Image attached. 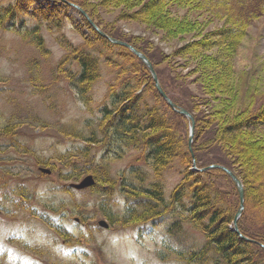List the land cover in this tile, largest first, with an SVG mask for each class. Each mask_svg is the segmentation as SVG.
<instances>
[{
  "label": "rangeland",
  "instance_id": "rangeland-1",
  "mask_svg": "<svg viewBox=\"0 0 264 264\" xmlns=\"http://www.w3.org/2000/svg\"><path fill=\"white\" fill-rule=\"evenodd\" d=\"M84 1L105 27L148 52L162 74L168 92L159 82L165 93L198 114L190 149V119L185 123L171 115L174 109L167 107L155 84L139 103L171 115L179 142L181 138L186 142L193 157L190 169L203 171L196 164L195 151L202 164L230 162L244 177L252 207L251 200H258L264 190L258 179L263 170L256 171L259 167L252 163L249 151L246 155L237 149L231 152L229 134L217 127L216 120L229 119L236 109L245 110L254 95L264 97V15L249 20L243 37L233 39L229 34L223 44V30L233 29L235 35L239 30L231 20L199 7L196 0H158L159 6L151 10L146 4L152 0ZM72 2L0 0V12L12 5L21 21L16 27L0 26V74L4 76L0 81V264H190L186 257L206 238L190 222L171 229L181 216L179 209L175 214L172 208L164 210L137 225L123 222L133 197H126L122 186L137 182L138 169L154 177L145 151L101 142L91 146L89 159L82 154L88 145L82 136L96 132L103 139L100 127L107 119L106 108L115 109L118 96L139 84L146 73L134 65L137 60L128 47L98 40L97 31ZM36 23L44 25L40 32L45 48L37 46L34 36L22 34ZM220 32L222 36L217 35ZM209 43L218 45L208 47ZM80 45L100 59L101 67V75L84 96L71 76L80 67L69 49ZM225 45H229L227 52ZM220 49L229 52V78L237 86L236 93L229 92L232 106L227 100L221 108L216 97L222 94L203 67L226 63L219 62ZM6 124L9 134L4 131ZM98 162L105 163L102 169H107L112 182H98L93 172ZM260 162L264 164V159ZM184 168L177 160L162 174L167 196L182 180ZM88 175L95 183L76 188ZM206 178L216 183L227 207L236 204L238 198L225 176L214 172ZM251 217L252 212L247 222L256 228ZM101 221L109 226H101ZM257 257L264 264V251Z\"/></svg>",
  "mask_w": 264,
  "mask_h": 264
},
{
  "label": "trees",
  "instance_id": "trees-1",
  "mask_svg": "<svg viewBox=\"0 0 264 264\" xmlns=\"http://www.w3.org/2000/svg\"><path fill=\"white\" fill-rule=\"evenodd\" d=\"M71 1L84 8L94 23L107 35L126 41L144 53L153 64L157 76L162 82V86L165 87L161 77L162 74L148 52L136 43L122 36H118L115 32L105 27L92 10L87 7L84 0H70V2ZM196 1L201 5L199 7L206 8L210 13L218 17H225L234 22L235 29L239 30L238 34L235 35L233 29L223 30V36L221 32L217 33L218 36H222L223 41L221 42L223 44L229 41L228 36L231 34L233 39L243 37L246 32V25L249 24L248 22H250L251 19L255 20L264 15V0ZM159 4L160 2L158 0H152L150 3L146 4V8L148 7V10H151L159 6ZM15 11L16 7L12 5L4 8L0 12V26L4 28L7 26L16 27V24L18 25L21 21L18 20L19 18H16ZM41 21L45 22V19L43 18ZM43 26L44 25H41V23H36L31 29H26L25 27L24 29L26 30L22 32L25 37L34 36L35 42L40 49L45 48V42L40 32ZM88 26L92 27L89 22ZM95 34L98 40L107 45L111 44L106 37L101 36L98 32H95ZM216 44L218 45V43H209L208 47L216 46ZM231 45L230 51L233 53L234 44ZM227 47H229V45H225L226 50L224 52H227L229 49ZM125 49L128 50L130 56L135 57L137 60L134 65L142 67L141 71L146 73L145 78L139 84L130 86L127 91L118 96L119 101L115 105V109L113 108L110 110L106 108L104 117H107V119L102 121L100 127L103 139L98 138L96 132H93L91 137L82 136L88 143L82 154L88 159L91 156V146L101 142L109 143L110 145L116 144L122 150L137 147L146 153V163L151 166L150 169L154 172V177L151 179L146 173H141L138 169L135 173L136 180L138 179L137 182L132 180L126 181L122 186L126 197L129 195L133 197L131 199L133 203L127 204V215L124 217L123 222L137 225L140 222H145L161 214L164 210L172 208L173 214H175V211L179 209V211H182L180 213V219L177 218L174 221L171 229L173 230V228L181 226L180 222H190L195 227L200 228L206 238L205 243L201 245L198 250L191 252L189 257H186L188 263L261 264L257 255L264 251V190L260 191L262 193H260L262 196L258 198L260 202L257 199H250L253 201L251 203L252 207H250V202L248 201V187L244 177L240 170L230 162L221 159L220 161L202 164L195 151V159L198 168L206 169L201 172L196 171L197 173L190 169L193 157L186 149V142L182 138L181 142H179V136H176L177 133H175L176 128L170 124L171 115L182 118L185 123H188V117L171 108L173 112L168 117L165 112L159 110L156 106L150 107L149 104H144V106L139 104L144 99L146 89L149 88V86L151 88L154 87L155 83L147 65L129 48ZM69 50L72 52L73 60H75L80 67L78 74H71V76H73L72 80L78 92L84 96L101 75L100 59L89 53L81 45L73 48V50ZM218 56L219 62L224 60L226 63H218V65L216 62L214 64L205 63L203 67L208 70L213 87L218 89L222 94V97L220 95L216 97L220 100L219 104L221 108V106H225L223 102L228 101L232 106V95H229V92L236 93L237 86L234 84L233 80L229 78V75H231L227 64L229 52L224 54L220 49ZM3 78L4 76L0 74V81H3ZM151 88H149V90ZM164 89L167 91L166 87ZM154 91L157 96H160L156 89H154ZM168 96L179 107L185 108L194 116L195 128H197L200 119L193 107L186 102L177 100L170 94H168ZM222 98H225V100L223 101ZM163 101L168 107L169 104L164 99ZM233 107H235V104ZM229 119L224 121L216 120L217 127L223 129V132L227 135L229 134L228 136L230 137L232 146V149L230 148L231 152L233 149H237V152H244V155H246L248 151L250 152V155H252V163H255V165L259 167L256 171L259 172V169L263 170V172L260 171L262 175L259 176L258 179L261 183H264V164H260V161L264 159V133H262L264 132V97L254 95L250 106L243 111L236 109ZM9 129H11L10 126L6 124L4 131L7 134L10 132ZM217 133L218 132H216V134ZM252 150L253 152H251ZM121 155H123V152L120 153V156ZM234 156L237 158L238 154ZM177 160H180L181 164L185 166L182 170L183 178L180 183L176 185L171 194L167 196L164 192L161 176L164 171L174 165V162ZM93 161L96 162L95 159H93ZM210 164H218L227 167L243 182L245 201L244 209L238 219V228L248 240L242 238L233 228L234 216L240 207V197L236 184L230 175L222 168L206 167ZM93 166L95 167V171H93L94 176L98 179V182L99 180L103 182H112V179L109 178L107 169H102L105 166L104 162H98ZM214 172L222 174L231 183L232 191L238 198L236 204L233 206L227 207L223 198L219 196L218 186L213 179L209 178ZM251 212L253 214V218H251L255 220L256 228H253L247 222Z\"/></svg>",
  "mask_w": 264,
  "mask_h": 264
},
{
  "label": "water",
  "instance_id": "water-1",
  "mask_svg": "<svg viewBox=\"0 0 264 264\" xmlns=\"http://www.w3.org/2000/svg\"><path fill=\"white\" fill-rule=\"evenodd\" d=\"M72 5V4H71ZM77 7L80 12L84 15V17L88 20V22L92 25V27L103 37H106L109 41H111L112 43L115 44H121L124 46L129 47L149 68V71L153 77V80L155 82V85L159 91V93L161 94V96L165 99V101L178 113L188 117L191 121V133H190V139H189V147L191 149V141H192V134H193V130H194V126H195V120H194V116L185 108L179 107L176 103H174L169 97L168 95L165 93L164 89L161 87L159 80H158V76L155 72V69L152 65V63L149 61L148 57L142 53L141 51L137 50L135 47H133L132 45L120 41L114 37L108 36L106 33H104L95 23L94 21L90 18V16L86 13L85 10H83L82 8H80L79 6H75ZM216 167L222 168L226 173H228L230 175V177L232 178V180L234 181V183L236 184L238 193H239V197H240V207L238 209V211L236 212L235 216H234V220H233V225H234V230L244 239H247L239 230L238 228V219L240 218L242 211L244 209V199H245V195H244V186L241 182V180L239 179V177L236 176L235 173H233L230 169H228L225 166H221V165H215ZM204 170V169H202ZM95 183V180L93 178V176L88 175L86 176L79 184L75 185L76 188L81 189V188H85L88 186H91ZM100 225L107 228L109 225L106 221H101Z\"/></svg>",
  "mask_w": 264,
  "mask_h": 264
},
{
  "label": "bare ground",
  "instance_id": "bare-ground-1",
  "mask_svg": "<svg viewBox=\"0 0 264 264\" xmlns=\"http://www.w3.org/2000/svg\"><path fill=\"white\" fill-rule=\"evenodd\" d=\"M69 4H70V5L72 4L73 7L78 6V5L74 4V3H69ZM75 8L78 9L77 7H75ZM81 14H82V13H81ZM82 15H83V14H82ZM83 16H84V15H83ZM104 33H105V32H104ZM108 36H109V35H108ZM118 40H119V39H118ZM120 41H122V40H120ZM123 42H125V41H123ZM126 43H127V42H126ZM128 44H129V43H128ZM119 45H121V44H119ZM123 46H124V45H123ZM126 47H127V46H126ZM133 47H134V46H133ZM128 48H129V47H128ZM129 49H130V48H129ZM136 49H137V48H136ZM137 50H138V49H137ZM139 51H140V50H139ZM133 53H134V52H133ZM147 67H148V66H147ZM158 80H159V79H158ZM159 83H160V82H159ZM161 87H162V86H161ZM157 90H158V89H157ZM170 107H171V106H170ZM202 169L205 170L206 168H202ZM204 170H203V171H204Z\"/></svg>",
  "mask_w": 264,
  "mask_h": 264
}]
</instances>
